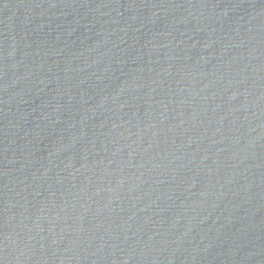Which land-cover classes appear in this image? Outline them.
Here are the masks:
<instances>
[{"label":"water","instance_id":"1","mask_svg":"<svg viewBox=\"0 0 264 264\" xmlns=\"http://www.w3.org/2000/svg\"><path fill=\"white\" fill-rule=\"evenodd\" d=\"M0 264H264V0H0Z\"/></svg>","mask_w":264,"mask_h":264}]
</instances>
